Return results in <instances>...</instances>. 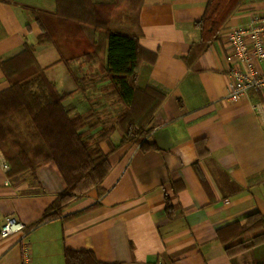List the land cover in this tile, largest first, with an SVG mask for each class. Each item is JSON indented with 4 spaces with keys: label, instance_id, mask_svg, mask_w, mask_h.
<instances>
[{
    "label": "crops",
    "instance_id": "obj_1",
    "mask_svg": "<svg viewBox=\"0 0 264 264\" xmlns=\"http://www.w3.org/2000/svg\"><path fill=\"white\" fill-rule=\"evenodd\" d=\"M207 1L144 0L141 7L140 43L156 58L141 62L137 83L166 92L147 137L155 148L119 146L115 129L101 143L111 163L102 183L40 224L35 223L66 185L57 165L51 161L35 175L26 171L12 178L0 150V226L9 218L25 224L0 237V264H20L27 242L32 264H66L67 248L89 249L99 260L121 264H264V243L230 255L217 235L247 212L264 215V91L227 97V33L263 13L264 0H243L217 37L193 56L200 38L195 22ZM55 6V0H0V58L36 44L41 27L32 10L52 12ZM84 31L98 58L60 61L52 44L37 45L35 56L60 91L73 92L64 101L72 114L95 107L111 124L120 104L112 101L108 81L89 76L85 92L75 91L73 74H97L98 63L106 61L103 31ZM7 87L0 68V90ZM166 195L174 206L171 218Z\"/></svg>",
    "mask_w": 264,
    "mask_h": 264
},
{
    "label": "trees",
    "instance_id": "obj_2",
    "mask_svg": "<svg viewBox=\"0 0 264 264\" xmlns=\"http://www.w3.org/2000/svg\"><path fill=\"white\" fill-rule=\"evenodd\" d=\"M242 1H207L195 22L200 38L193 47V56L217 37ZM55 2L52 12L32 10L41 27L37 43L26 44L9 58H0V68L8 83L7 88L0 90V150L10 166L8 176L15 178L26 171L35 175L37 168L53 161L66 183L35 224L59 216L71 201L102 183L111 163L101 143L110 139L115 129L121 133L119 146L140 144L143 151L155 148L147 137L154 115L166 97V92L155 86L141 87L137 83L141 62L153 63L156 58L140 43L143 30L139 16L144 0ZM86 26L105 34L106 61L98 63L97 74H73L75 91L85 92L84 83L89 76L99 75L100 81H108L112 101L121 104L112 124H107L101 110L95 107L72 114V108L66 107L64 101L73 92L60 91L35 56L37 45L52 44L60 53V61L98 58L86 37ZM165 209L171 218L174 206L168 195ZM217 235L230 255L236 248L245 250L262 244L264 215L258 210L247 212L218 228ZM235 240L238 243L232 244ZM65 260L66 264H121L99 260L85 248H67Z\"/></svg>",
    "mask_w": 264,
    "mask_h": 264
},
{
    "label": "built area",
    "instance_id": "obj_3",
    "mask_svg": "<svg viewBox=\"0 0 264 264\" xmlns=\"http://www.w3.org/2000/svg\"><path fill=\"white\" fill-rule=\"evenodd\" d=\"M227 49L231 58L227 97L230 100L243 98L250 89L264 91V12L254 13L249 24L236 26L227 33ZM3 168L9 169L3 159ZM25 229L17 218H9L0 226V237ZM20 264H32L30 244L23 245Z\"/></svg>",
    "mask_w": 264,
    "mask_h": 264
},
{
    "label": "rangeland",
    "instance_id": "obj_4",
    "mask_svg": "<svg viewBox=\"0 0 264 264\" xmlns=\"http://www.w3.org/2000/svg\"><path fill=\"white\" fill-rule=\"evenodd\" d=\"M106 43H105V48H106ZM101 49V48H100ZM120 110H121V104H120ZM109 119V118H108ZM107 121H110V119L109 120H107ZM107 124H109V123H107ZM112 124V123H111Z\"/></svg>",
    "mask_w": 264,
    "mask_h": 264
}]
</instances>
